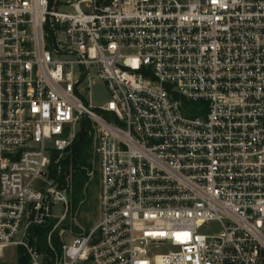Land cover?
<instances>
[{"label":"built area","instance_id":"1","mask_svg":"<svg viewBox=\"0 0 264 264\" xmlns=\"http://www.w3.org/2000/svg\"><path fill=\"white\" fill-rule=\"evenodd\" d=\"M84 118L99 215L75 232L84 200L73 213L60 162ZM45 224L42 251L29 231ZM9 248L29 264H264V0H0Z\"/></svg>","mask_w":264,"mask_h":264},{"label":"trees","instance_id":"2","mask_svg":"<svg viewBox=\"0 0 264 264\" xmlns=\"http://www.w3.org/2000/svg\"><path fill=\"white\" fill-rule=\"evenodd\" d=\"M184 110L190 116H196L200 107H203V102L190 104L185 99ZM193 105V106H192ZM194 105H198L194 109ZM201 105V106H200ZM90 122L84 118L81 123V128L77 133L76 139L74 140L70 152L61 160V173L59 181L61 186L66 185V177L71 175V195H72V212L74 213L80 202L84 200L86 193V185L89 181L88 170L92 168L91 152H92V138L89 134ZM51 225L45 224L43 226H33L30 231L31 243L36 245L40 250L45 251L47 245V235L50 231ZM90 228V226H89ZM78 227H75V232H80ZM53 243L57 250H61V242L57 235L53 237ZM16 264H29L28 257L23 253V250H19V256Z\"/></svg>","mask_w":264,"mask_h":264},{"label":"rangeland","instance_id":"3","mask_svg":"<svg viewBox=\"0 0 264 264\" xmlns=\"http://www.w3.org/2000/svg\"><path fill=\"white\" fill-rule=\"evenodd\" d=\"M110 98V95L102 82H98L93 85L91 89V101L94 105H101ZM92 168L94 170L93 177L88 181L86 187V193L84 201L81 205L80 212H78L77 221L71 225L72 229L75 227H82L83 229H89L97 221L99 210H98V182L96 169L97 165L94 163L93 158L90 160ZM62 204L58 203L55 207V214L60 217L62 213ZM68 223V222H67ZM69 225V224H68ZM69 229V228H68ZM74 232V230H73ZM70 231L64 232L61 236L64 242H69L72 240L74 234ZM75 233V232H74ZM18 252L9 248L4 251L2 258L0 259V264H16ZM76 264H91L90 262L78 261Z\"/></svg>","mask_w":264,"mask_h":264}]
</instances>
